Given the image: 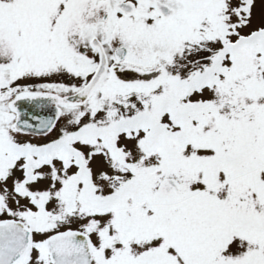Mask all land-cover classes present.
Here are the masks:
<instances>
[{"label":"snow or ice","instance_id":"6c2138e0","mask_svg":"<svg viewBox=\"0 0 264 264\" xmlns=\"http://www.w3.org/2000/svg\"><path fill=\"white\" fill-rule=\"evenodd\" d=\"M0 264H264V0H0Z\"/></svg>","mask_w":264,"mask_h":264}]
</instances>
